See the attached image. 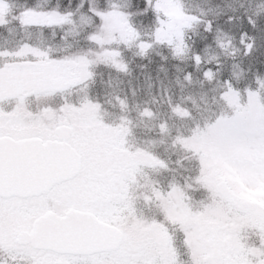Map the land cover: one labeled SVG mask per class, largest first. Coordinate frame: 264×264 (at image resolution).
I'll return each instance as SVG.
<instances>
[{
  "label": "snow or ice",
  "instance_id": "obj_1",
  "mask_svg": "<svg viewBox=\"0 0 264 264\" xmlns=\"http://www.w3.org/2000/svg\"><path fill=\"white\" fill-rule=\"evenodd\" d=\"M0 264H264V0H0Z\"/></svg>",
  "mask_w": 264,
  "mask_h": 264
}]
</instances>
